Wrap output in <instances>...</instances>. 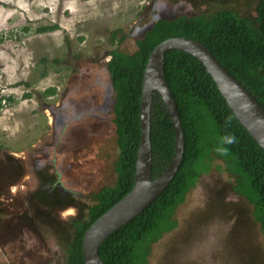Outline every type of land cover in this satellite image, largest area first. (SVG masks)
I'll list each match as a JSON object with an SVG mask.
<instances>
[{
    "label": "rangeland",
    "instance_id": "1",
    "mask_svg": "<svg viewBox=\"0 0 264 264\" xmlns=\"http://www.w3.org/2000/svg\"><path fill=\"white\" fill-rule=\"evenodd\" d=\"M258 2L0 0V264H67L73 222L114 187L110 52L133 54L158 18L225 10L254 20ZM209 166L146 264H264L255 204L222 159Z\"/></svg>",
    "mask_w": 264,
    "mask_h": 264
},
{
    "label": "trees",
    "instance_id": "2",
    "mask_svg": "<svg viewBox=\"0 0 264 264\" xmlns=\"http://www.w3.org/2000/svg\"><path fill=\"white\" fill-rule=\"evenodd\" d=\"M57 29L58 26L44 27L41 32ZM171 38H188L206 46L264 106V0H259L254 20L225 10L212 16L158 18L144 30L133 54L112 50L106 69L115 92L113 122L120 148L117 180L114 187L97 193L87 218L73 222L67 264H85V233L134 186L144 73L153 50ZM164 73L183 125V161L172 182L151 206L103 243L99 256L105 264H146L151 244L176 227L175 210L209 172L212 157L222 159L239 177L235 191L255 204V216L264 234V150L236 118L205 66L195 57L178 50L168 52ZM55 92L50 88L45 94ZM151 143L152 179L156 180L171 164L176 150L174 125L157 92L151 110Z\"/></svg>",
    "mask_w": 264,
    "mask_h": 264
},
{
    "label": "water",
    "instance_id": "3",
    "mask_svg": "<svg viewBox=\"0 0 264 264\" xmlns=\"http://www.w3.org/2000/svg\"><path fill=\"white\" fill-rule=\"evenodd\" d=\"M172 50L187 53L205 66L236 118L264 150V106L203 44L188 38L165 40L151 53L144 73L140 115L141 142L137 152L134 186L126 197L102 215L85 233V264H105L99 256L103 243L147 210L167 189L180 169L185 152V135L177 103L164 73L165 56ZM156 92L161 96L174 125L176 150L166 171L153 180L151 110Z\"/></svg>",
    "mask_w": 264,
    "mask_h": 264
},
{
    "label": "flooded vegetation",
    "instance_id": "4",
    "mask_svg": "<svg viewBox=\"0 0 264 264\" xmlns=\"http://www.w3.org/2000/svg\"><path fill=\"white\" fill-rule=\"evenodd\" d=\"M109 62V61H108ZM89 103V102H88ZM112 106V105H111ZM107 112H108V110H107ZM94 115V114H93ZM66 126H64V129H63V131H62V133L64 134V132H65V130H66Z\"/></svg>",
    "mask_w": 264,
    "mask_h": 264
},
{
    "label": "clouds",
    "instance_id": "5",
    "mask_svg": "<svg viewBox=\"0 0 264 264\" xmlns=\"http://www.w3.org/2000/svg\"><path fill=\"white\" fill-rule=\"evenodd\" d=\"M229 142H232L231 140Z\"/></svg>",
    "mask_w": 264,
    "mask_h": 264
}]
</instances>
